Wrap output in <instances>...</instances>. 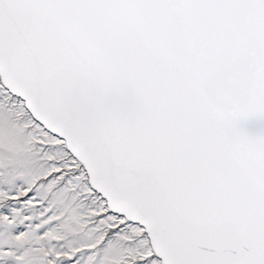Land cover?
Masks as SVG:
<instances>
[{
	"label": "snow or ice",
	"instance_id": "6c2138e0",
	"mask_svg": "<svg viewBox=\"0 0 264 264\" xmlns=\"http://www.w3.org/2000/svg\"><path fill=\"white\" fill-rule=\"evenodd\" d=\"M0 264H264V0H0Z\"/></svg>",
	"mask_w": 264,
	"mask_h": 264
}]
</instances>
